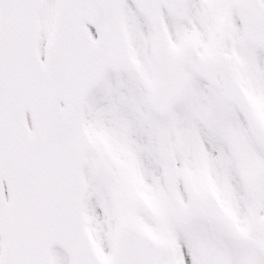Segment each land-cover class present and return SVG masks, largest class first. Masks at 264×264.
I'll return each instance as SVG.
<instances>
[{"label":"snow or ice","instance_id":"obj_1","mask_svg":"<svg viewBox=\"0 0 264 264\" xmlns=\"http://www.w3.org/2000/svg\"><path fill=\"white\" fill-rule=\"evenodd\" d=\"M0 264H264V0H0Z\"/></svg>","mask_w":264,"mask_h":264}]
</instances>
